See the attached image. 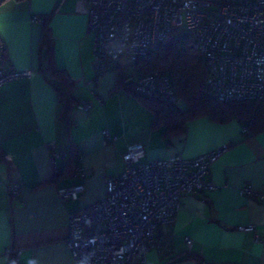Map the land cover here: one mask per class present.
<instances>
[{
    "label": "crops",
    "instance_id": "obj_1",
    "mask_svg": "<svg viewBox=\"0 0 264 264\" xmlns=\"http://www.w3.org/2000/svg\"><path fill=\"white\" fill-rule=\"evenodd\" d=\"M85 7L78 0L0 2L3 66L31 71L0 86V142L12 163H0V264H7L8 246L21 249L20 264H84L67 242L69 212L106 196V179L123 171L122 155L134 142L145 145L146 160L194 158L228 145L210 166L216 188L183 194L174 220L149 248L148 264H264V202L240 193L244 184L264 191V129L244 132L238 119L222 123L203 115L188 121L184 134L164 138L153 112L118 86V71L98 75ZM34 15L44 22H33ZM131 68L127 84L137 76ZM83 101L91 109L80 108ZM52 141L67 153L58 177L47 148ZM77 164L92 175L75 176ZM79 182L85 190L63 203L59 188ZM12 184H20L18 194H10ZM248 224L261 241L238 229Z\"/></svg>",
    "mask_w": 264,
    "mask_h": 264
},
{
    "label": "built area",
    "instance_id": "obj_2",
    "mask_svg": "<svg viewBox=\"0 0 264 264\" xmlns=\"http://www.w3.org/2000/svg\"><path fill=\"white\" fill-rule=\"evenodd\" d=\"M2 0H0L1 2ZM86 4L88 26L94 37L98 75L118 71L123 63L136 66L151 61L155 51L175 31L185 30L194 37V47L208 69L206 91L221 102L264 99V0H78ZM33 22L43 23L34 15ZM4 44L0 42V86L28 77L30 70L3 66ZM134 89L141 96L165 95L177 104L170 76L160 70L140 74ZM92 107L90 101L79 104ZM243 131H247L244 127ZM112 140L108 130H104ZM53 174L61 173L59 159L67 153L49 142ZM228 145L194 158L179 154L165 159L146 160L142 142L127 146L122 158L123 171L106 179L104 198L79 211L69 212L67 242L73 257L84 264H148L147 252L157 241L158 231L171 223L181 207L184 193L199 194L214 190L210 166ZM73 174L87 178L90 169L77 164ZM20 184L8 187L11 195L19 193ZM85 183L59 188L63 203L76 199ZM264 202V191L251 184L240 188ZM253 232L256 241L262 235L253 224L239 226ZM190 246L192 239L187 237ZM21 249L4 250L7 264H20Z\"/></svg>",
    "mask_w": 264,
    "mask_h": 264
},
{
    "label": "trees",
    "instance_id": "obj_3",
    "mask_svg": "<svg viewBox=\"0 0 264 264\" xmlns=\"http://www.w3.org/2000/svg\"><path fill=\"white\" fill-rule=\"evenodd\" d=\"M47 50L48 60H50V49ZM129 67L127 63H123L119 68L118 86L131 90L153 112V123L163 128L164 138L184 134L188 121L203 115L222 123L238 119L250 131L264 129V121H262L264 99L221 102L208 96L206 91L208 69L204 59L194 47L193 35L188 31L172 32L155 51L151 61L136 65L137 75L157 70L167 73L172 80L176 96L185 103V109L180 108L175 101L165 95L154 98L141 96L134 89V80L127 84L132 77L125 75ZM0 163L8 168L12 167L11 160L1 142ZM189 257L198 258L193 255Z\"/></svg>",
    "mask_w": 264,
    "mask_h": 264
},
{
    "label": "rangeland",
    "instance_id": "obj_4",
    "mask_svg": "<svg viewBox=\"0 0 264 264\" xmlns=\"http://www.w3.org/2000/svg\"><path fill=\"white\" fill-rule=\"evenodd\" d=\"M131 69H132V72L135 74V70L137 69V67L136 66H132ZM178 105L183 106V102H180Z\"/></svg>",
    "mask_w": 264,
    "mask_h": 264
}]
</instances>
